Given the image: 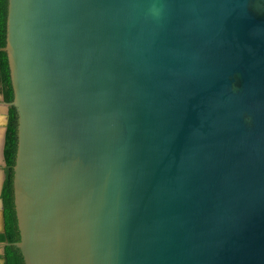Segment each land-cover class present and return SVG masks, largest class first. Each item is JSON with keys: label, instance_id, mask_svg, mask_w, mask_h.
Wrapping results in <instances>:
<instances>
[{"label": "water", "instance_id": "water-1", "mask_svg": "<svg viewBox=\"0 0 264 264\" xmlns=\"http://www.w3.org/2000/svg\"><path fill=\"white\" fill-rule=\"evenodd\" d=\"M0 51L20 230L0 246L264 264V0H9Z\"/></svg>", "mask_w": 264, "mask_h": 264}, {"label": "trees", "instance_id": "trees-1", "mask_svg": "<svg viewBox=\"0 0 264 264\" xmlns=\"http://www.w3.org/2000/svg\"><path fill=\"white\" fill-rule=\"evenodd\" d=\"M9 0H0V48L6 45L7 40V17ZM0 85L7 102L13 101L14 90L11 82L10 67L7 53L0 51ZM18 150V113L14 106L9 109V121L6 132L4 157L6 162L5 181L2 190L4 204L6 231L0 234V241L9 243L20 240L17 211L14 195V166ZM0 258L4 264H25L21 251L13 246H6Z\"/></svg>", "mask_w": 264, "mask_h": 264}, {"label": "crops", "instance_id": "crops-1", "mask_svg": "<svg viewBox=\"0 0 264 264\" xmlns=\"http://www.w3.org/2000/svg\"><path fill=\"white\" fill-rule=\"evenodd\" d=\"M6 102L7 101L4 98V94L1 90V85H0V234H2V227H3L2 209L4 208L1 195H2V190H3L5 176H6L5 174L6 162H5V157H4V147H5L7 126H8V121H9V117H8L9 107L7 106ZM0 264H2L1 261H0Z\"/></svg>", "mask_w": 264, "mask_h": 264}, {"label": "flooded vegetation", "instance_id": "flooded-vegetation-1", "mask_svg": "<svg viewBox=\"0 0 264 264\" xmlns=\"http://www.w3.org/2000/svg\"><path fill=\"white\" fill-rule=\"evenodd\" d=\"M10 109V108H9ZM8 114H9V112H8ZM8 117H9V115H8ZM3 233V232H2ZM0 242H2V241H0ZM6 246H0V255L2 256L3 255V253H4V248H5ZM0 261L2 262V264H4V259L3 258H0Z\"/></svg>", "mask_w": 264, "mask_h": 264}]
</instances>
